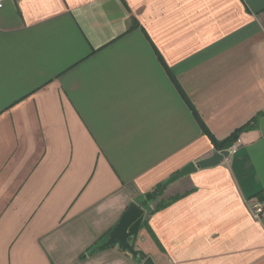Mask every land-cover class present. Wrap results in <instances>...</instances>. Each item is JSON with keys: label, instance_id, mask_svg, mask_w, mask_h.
I'll use <instances>...</instances> for the list:
<instances>
[{"label": "crops", "instance_id": "1", "mask_svg": "<svg viewBox=\"0 0 264 264\" xmlns=\"http://www.w3.org/2000/svg\"><path fill=\"white\" fill-rule=\"evenodd\" d=\"M187 101L217 140L252 126L222 163L163 184L145 207L218 150ZM255 199L264 0L4 1L0 264H264ZM133 201L145 209L138 255L93 251Z\"/></svg>", "mask_w": 264, "mask_h": 264}, {"label": "water", "instance_id": "2", "mask_svg": "<svg viewBox=\"0 0 264 264\" xmlns=\"http://www.w3.org/2000/svg\"><path fill=\"white\" fill-rule=\"evenodd\" d=\"M230 150H214L212 155L198 162H190L181 168L178 172L170 176L164 186L173 183L177 179L184 177L190 173L197 171L199 168L216 166L222 163L230 155ZM145 215V209L141 207L136 202H131L123 215L121 216L119 222L110 231L108 239L100 245L101 248L109 247L111 245H119L124 250H128L134 256L138 255V251L134 247V243L130 238H136L140 227L142 225ZM144 264H155L151 257L145 259Z\"/></svg>", "mask_w": 264, "mask_h": 264}, {"label": "trees", "instance_id": "3", "mask_svg": "<svg viewBox=\"0 0 264 264\" xmlns=\"http://www.w3.org/2000/svg\"><path fill=\"white\" fill-rule=\"evenodd\" d=\"M188 102V101H187ZM195 117L197 118L199 124H200V127L202 128V130L207 133L209 135V137L211 138V141L213 142V144L215 145V147L218 149V150H225V149H228L230 147L233 146V144L237 141V139L239 138V135L240 133L245 130V129H248L250 128L252 125H244V126H241L239 129H237L236 131H234L230 136H228L227 138L223 139V140H217L216 138H214V136L210 133L209 129L207 128V126L205 125V123L203 122V120L201 119V116H199L197 110L192 106V104L190 102H188ZM257 121V120H256ZM256 121H255V124H256ZM163 184L164 183H161L159 184L158 186H156L152 191L148 192L145 194L144 196V199L142 200L141 204L145 207H147L148 203L151 202V201H154L156 199H158V197L160 195L163 194L164 192V187H163ZM169 202H161L159 200V202H157V206L154 210L150 211L151 213L154 212L155 210H158L160 209L161 207L167 205ZM97 249H100V245H98L94 250H97ZM140 256L142 258H145L146 255L142 254L141 252H139Z\"/></svg>", "mask_w": 264, "mask_h": 264}, {"label": "built area", "instance_id": "4", "mask_svg": "<svg viewBox=\"0 0 264 264\" xmlns=\"http://www.w3.org/2000/svg\"><path fill=\"white\" fill-rule=\"evenodd\" d=\"M5 0H0V8L4 6ZM241 140H237L232 147L229 148L230 152L236 151ZM252 213L255 217L261 218L264 215V200L255 199L251 207Z\"/></svg>", "mask_w": 264, "mask_h": 264}]
</instances>
